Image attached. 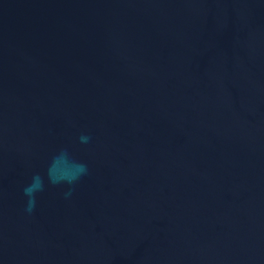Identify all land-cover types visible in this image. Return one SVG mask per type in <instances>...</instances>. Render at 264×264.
I'll return each mask as SVG.
<instances>
[{"label": "water", "instance_id": "95a60500", "mask_svg": "<svg viewBox=\"0 0 264 264\" xmlns=\"http://www.w3.org/2000/svg\"><path fill=\"white\" fill-rule=\"evenodd\" d=\"M0 264H264V0H0Z\"/></svg>", "mask_w": 264, "mask_h": 264}]
</instances>
